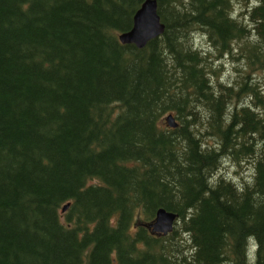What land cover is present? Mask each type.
Instances as JSON below:
<instances>
[{"label":"trees","instance_id":"1","mask_svg":"<svg viewBox=\"0 0 264 264\" xmlns=\"http://www.w3.org/2000/svg\"><path fill=\"white\" fill-rule=\"evenodd\" d=\"M144 1L0 0V264H264V0Z\"/></svg>","mask_w":264,"mask_h":264},{"label":"water","instance_id":"2","mask_svg":"<svg viewBox=\"0 0 264 264\" xmlns=\"http://www.w3.org/2000/svg\"><path fill=\"white\" fill-rule=\"evenodd\" d=\"M163 31L164 24L157 13L156 0H145L134 13L132 27L128 31L120 33L118 38L124 44L143 47L149 40L160 36ZM168 124L171 127L177 126L171 116H168ZM68 205L65 204L62 211H65ZM176 218L177 214L174 212L159 208L149 227L155 233L166 235L173 229Z\"/></svg>","mask_w":264,"mask_h":264},{"label":"rangeland","instance_id":"3","mask_svg":"<svg viewBox=\"0 0 264 264\" xmlns=\"http://www.w3.org/2000/svg\"><path fill=\"white\" fill-rule=\"evenodd\" d=\"M230 71H231V63L225 59L223 61L222 68H221V76H223L224 79L227 78V76H229ZM220 168L221 169L216 174V176L224 175L236 181H240L241 177H243L244 179H248V177L252 173L251 166L246 165V164L237 165L236 163H233L230 160H228V162H224L223 166Z\"/></svg>","mask_w":264,"mask_h":264}]
</instances>
